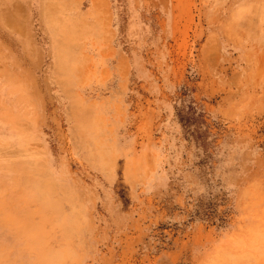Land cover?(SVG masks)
Segmentation results:
<instances>
[{
	"label": "rangeland",
	"instance_id": "obj_1",
	"mask_svg": "<svg viewBox=\"0 0 264 264\" xmlns=\"http://www.w3.org/2000/svg\"><path fill=\"white\" fill-rule=\"evenodd\" d=\"M0 264H264V0H0Z\"/></svg>",
	"mask_w": 264,
	"mask_h": 264
}]
</instances>
